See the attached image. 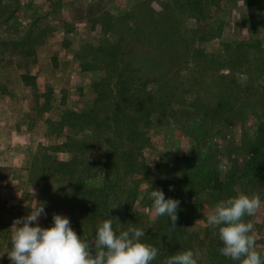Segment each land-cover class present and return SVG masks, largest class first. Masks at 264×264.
I'll return each mask as SVG.
<instances>
[{
	"label": "rangeland",
	"instance_id": "rangeland-1",
	"mask_svg": "<svg viewBox=\"0 0 264 264\" xmlns=\"http://www.w3.org/2000/svg\"><path fill=\"white\" fill-rule=\"evenodd\" d=\"M5 1L0 4V84L14 79L17 86L20 77L18 70L9 75V61L3 62L7 56L28 54L40 47L44 57L37 61L43 69H34L36 80L30 73L25 79L30 90L27 96L40 118L34 123L37 134L20 138L25 143V172L6 167L3 177L10 184L0 185V264H11L4 252L11 247L14 219L27 215L37 202L44 205L46 213L39 218L40 226H51L53 213H58L70 219L81 238L95 236L79 219V203L69 193L70 187L65 189L62 177L54 174L59 171L54 169L59 166L55 160L70 158L64 145L67 134L76 140L83 134L50 125L59 121L65 110L89 108L95 97L92 85L101 69H86L85 58L76 56L86 44L111 52L113 66L124 74L121 85L128 95L129 84L137 79V86L146 84L144 90L160 92L162 100L153 105L147 124H139L145 134L139 152L152 174L155 171L160 178L176 183L193 179V187H188L196 204L180 226L192 232L198 264H206L205 251L193 241L201 239L206 227L203 209L210 211L220 201L241 193L260 197V209L244 221L254 224L257 251L264 253V0H210L204 18L211 31L206 35L193 31L196 22L186 11L165 10L164 5L175 0H67L59 7L40 3L34 8L24 3L21 8L14 4L18 8L15 15H10L12 0ZM165 11L177 22L166 17ZM205 24L203 28H207ZM148 53L163 63L154 67L152 74L159 68L161 74L151 80L136 63V58ZM92 59L93 54L87 56ZM33 64L27 59L24 72L33 71ZM135 68L137 78L129 79V70ZM43 82L47 83L42 87ZM29 125L24 124L33 127ZM189 145L192 149L188 152L179 148ZM89 158L99 160V151L90 149ZM89 182L99 187L101 181L95 178ZM121 183L119 192L129 193V187L134 190L127 180ZM219 183L224 184L223 190L211 189ZM149 184L137 185L131 204L134 215H118L117 235L131 224L145 234L149 230L151 238L164 235L160 229L155 233V228L167 231L168 224L152 214ZM197 185L207 188L194 191ZM120 203L129 208V195ZM177 252H160L152 264H161Z\"/></svg>",
	"mask_w": 264,
	"mask_h": 264
},
{
	"label": "trees",
	"instance_id": "trees-1",
	"mask_svg": "<svg viewBox=\"0 0 264 264\" xmlns=\"http://www.w3.org/2000/svg\"><path fill=\"white\" fill-rule=\"evenodd\" d=\"M13 1L10 15H15L18 9L15 6L17 0ZM209 1L175 0L172 4L171 2L165 4L164 8L165 10L173 8L186 11L187 15L196 22L193 31L206 35L211 31V25L205 24L204 18ZM0 4L4 5L2 1ZM164 14L176 21L172 18V13L165 11ZM204 24L207 28H203ZM153 27L155 28V26ZM151 48L154 49V47ZM170 48L172 49V47ZM91 52L93 59L90 61L87 60V56L92 55ZM76 56L80 59L85 58L86 69H101V76L99 75V79H95L92 85L95 97L92 99L89 108L80 111L65 110L59 121L50 122V125L52 129L54 126H59L79 130L83 134L78 140L67 134V142L64 145L66 152L70 154V158L55 160V164L59 166L54 167L55 170L59 169L58 173L54 174L62 177L61 179L66 183L64 188L69 186L71 189L69 193L78 200L79 219L89 225L93 235L97 225L102 223L104 219L112 221L113 229L116 232L118 215L124 217L135 213L131 204L136 197L137 185L140 182L150 183L151 190L160 189L164 192L166 199L170 197L180 201V209L177 213L179 219L176 222L177 226L172 227L170 226V218L168 219L167 216L159 217V220H164L169 227L167 231L158 227L155 228L154 232L158 233L156 230L160 229L162 232L164 231L165 236L161 234L159 238H151L153 233L146 230L147 233L141 238L142 241L159 249V254L160 252L173 253L174 251L175 253V251L185 250H192L196 253L197 249L192 244V232L180 226V223L188 217L189 211L196 204V200L188 187L189 185L193 187V179L192 181L188 180L189 182L181 179L177 183L166 181L160 178L155 171L153 174L151 173L153 169L144 164L139 152L145 145L141 142V138L145 134L139 130V124H147L148 114L157 105L156 102L162 100L160 92L144 90L146 84L137 86L139 80L137 79L129 84L128 95V90L122 88L121 85L124 74L120 68L113 66L114 62L110 51H100L97 46L86 44L76 52ZM132 60L134 58L129 61ZM136 63L145 71L144 77L148 80L161 74V68L152 74L154 67L163 65L162 60L156 58L154 54L148 53L142 58H136ZM137 70L138 68L129 70V79L138 75ZM23 77L25 80L27 76ZM90 149L99 151V160L93 161L89 158ZM95 178H99L101 181L99 187L89 184V181ZM125 179L129 184H134V190L129 187V193L119 192L121 182L126 181ZM170 186L173 190H169ZM64 188L62 191L65 190ZM205 188L207 186L197 185L194 191ZM223 188V183H219V187H211L217 191L223 190ZM124 195H129V208L126 207V204L123 207L120 206V201ZM47 198L51 199L52 195L49 193ZM104 213L107 215L105 216ZM159 220H157L158 223ZM77 226L80 227L81 224L78 223ZM215 235L217 236L216 230L205 227L201 239L193 240L199 247L198 249L205 248L208 251V264H239L238 261H233L220 254L218 250L223 247V243L219 239H215ZM195 253L194 255H196Z\"/></svg>",
	"mask_w": 264,
	"mask_h": 264
},
{
	"label": "clouds",
	"instance_id": "clouds-1",
	"mask_svg": "<svg viewBox=\"0 0 264 264\" xmlns=\"http://www.w3.org/2000/svg\"><path fill=\"white\" fill-rule=\"evenodd\" d=\"M179 148L184 152L192 149L190 145ZM169 190H173L171 186ZM149 197L152 214L157 218L167 216L170 226H177L180 201L166 199L160 189H153ZM260 207L258 195L241 193L220 201L210 211L203 209L205 226L216 230L223 243L218 250L221 255L239 264H264V253L256 248L254 224L244 221L245 216H255ZM42 215H46L44 205L37 202L27 215L14 219L9 237L11 247L4 252L11 264H152L159 255V249L142 241L143 229L130 226L117 235L112 221L104 219L97 225L94 237L81 238L67 216L53 213L52 225L42 227L38 223ZM161 264H198V261L192 250H185L168 256Z\"/></svg>",
	"mask_w": 264,
	"mask_h": 264
},
{
	"label": "crops",
	"instance_id": "crops-1",
	"mask_svg": "<svg viewBox=\"0 0 264 264\" xmlns=\"http://www.w3.org/2000/svg\"><path fill=\"white\" fill-rule=\"evenodd\" d=\"M2 2L4 3L6 1L4 0ZM12 2L14 3L13 0ZM63 2H67V0H17L16 4L20 8L24 3H28V5L33 8L40 3H44L43 5L50 4L51 7H54V5L55 7H59L60 5L62 6ZM22 14L23 13H21V16ZM15 20L17 22L21 20L22 22V19L19 20L17 17ZM26 20L27 18H25V22ZM36 46L37 45H35V47ZM39 48L40 47L34 48V51H31L28 54L21 53L12 56L9 55L7 56V59L3 60L4 63L6 60L9 61L7 62V65L10 76L17 70L20 74V77L17 79V86L15 85L14 79H10V81L4 80V84H0V185L4 184V187H6L8 181H5L3 173H5L9 168V170L16 172H22L25 168V162L22 160L25 153L23 152L25 143L21 141L20 138L25 134L33 136L37 134L38 129L34 123L40 118L37 116L31 102L29 101L27 94L30 90L23 76H27V73H30L36 80L38 76L34 69L38 67L40 70L43 69V67L37 62L39 58L44 57V53H42V51H38ZM27 59H30L31 62L35 63L33 64L35 67L31 72H24V63H26ZM0 63L1 65L3 64L2 62ZM17 65H19V69L18 67L16 68ZM47 68L48 66H46L45 70ZM46 83L47 82H43L42 87ZM35 87L40 90V84H38V81L37 83L35 81ZM27 122H30L29 126L33 125V127L26 128L24 124ZM8 184H10V182H8ZM0 189H3V187L0 186ZM201 249L206 253L203 258L206 257V264H208L207 254L209 253L205 248Z\"/></svg>",
	"mask_w": 264,
	"mask_h": 264
}]
</instances>
